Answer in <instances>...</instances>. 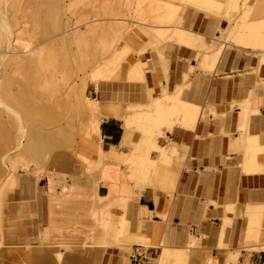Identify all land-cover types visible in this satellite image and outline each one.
<instances>
[{
    "label": "crops",
    "instance_id": "0c3cea01",
    "mask_svg": "<svg viewBox=\"0 0 264 264\" xmlns=\"http://www.w3.org/2000/svg\"><path fill=\"white\" fill-rule=\"evenodd\" d=\"M184 14L209 44L227 22L192 7ZM166 49L160 65L141 54L146 82L100 86V135L78 136L69 162L17 176L5 210L16 243L5 246L34 250L38 264H264V249L253 250L246 234L261 230L264 241V63L251 48L229 46L204 69L216 48L169 41ZM174 97L203 112L194 126L181 110L173 115L157 136L170 156L151 150L156 165L138 177L148 152L143 131H159L156 106Z\"/></svg>",
    "mask_w": 264,
    "mask_h": 264
},
{
    "label": "rangeland",
    "instance_id": "374dc122",
    "mask_svg": "<svg viewBox=\"0 0 264 264\" xmlns=\"http://www.w3.org/2000/svg\"><path fill=\"white\" fill-rule=\"evenodd\" d=\"M257 2L254 0L253 6ZM161 3L167 6H160ZM179 3L178 0H0V82L3 78L5 83L0 85V95L4 92L0 96V264L39 263L30 260L31 254L35 257L34 250L5 246L16 243L9 237L11 228L8 229L5 210L21 173L43 176L46 170L70 161L78 136L91 137L86 133L90 126L89 102L91 97L98 98L100 86L106 84L96 68L104 64L115 66L113 62L117 64L123 49L125 53L130 49V53L127 51L130 62L139 48L144 47L153 62L160 65L166 61V43L180 42L179 23L186 33L202 35L185 26L184 14L181 20L175 14L172 24L161 25L170 17L168 6H182L181 12L190 7ZM255 10L252 18L264 17V10ZM214 17L221 21L220 17ZM62 20L66 25H62L65 24ZM3 22L7 25L3 26ZM147 25L154 32L141 38L140 32ZM214 42L208 44L198 38L196 47H192L204 51L218 49L220 42ZM165 71L168 72L166 67ZM106 77L109 78L106 82L114 81L108 74ZM178 92H183L181 87L171 95ZM154 134L157 142L160 133ZM144 144L147 146L146 140ZM157 151L163 157V150ZM77 156L89 166L87 157L81 152ZM136 171L137 175L140 173L138 177L144 176L139 169Z\"/></svg>",
    "mask_w": 264,
    "mask_h": 264
},
{
    "label": "bare ground",
    "instance_id": "6f19581e",
    "mask_svg": "<svg viewBox=\"0 0 264 264\" xmlns=\"http://www.w3.org/2000/svg\"><path fill=\"white\" fill-rule=\"evenodd\" d=\"M178 1H180L181 3H179V4H181L183 6L186 5V4H190V7L195 8L196 10H201V11H203V12H205L207 14H210L212 16H218V17H220L221 20L223 18L227 19V25L224 26V27H221L220 25H218L217 34L214 37H212V42L211 43L214 44L215 43L214 41H216V42L219 41L220 42V47L218 49H216V51H214L212 54H206L204 56V59H203V62H202V66H203L204 69H212V68L214 69L217 66V63H218L219 58L221 57V54L229 46L230 47L231 46H240V47L251 48V50H253V52H257L258 57L260 56L261 62L264 63V17H262L261 14H260L261 17H258V16L254 17V18L251 17V14H253L252 11H254V8L258 12H261V11L258 10V6L256 4H254V6H253V4H249L250 0H242V1L241 0H178ZM163 5L161 3L160 6H163ZM165 5L167 6V4H165ZM168 7H170L169 11L171 10L170 11L171 14L169 15L170 17H167V19L164 20V21H167V22L166 23L163 22L161 25H170V24H172V21L175 18L174 17L175 14H177V15L179 14V20H181V14H184V12H181V11H183L182 6L174 5V6H168ZM63 22H65V24L62 23V25H66V21H63ZM5 25H7V24L4 23L3 26H5ZM6 32H7V30H6ZM153 32L154 31L152 30V27L147 25L146 26V30H143L142 32H140L141 34H143V35H140V37L141 36L144 37L145 34L152 35ZM4 36H5V34H4ZM177 36H178L180 42L188 43L187 45H191V46L194 45V43L198 40V38H200V40L202 42L204 40V36L203 35H201L200 37L199 36L196 37L194 34L186 33L185 27L184 26L181 27V23H179V30H178ZM205 43H207V42H205ZM8 44L10 45V43H8ZM9 45H8V47L10 48ZM141 46H143V45L141 44ZM144 49H146V48L145 47L144 48H139V51H138L137 57H136L138 59H137V61L135 63H130L129 60H128L129 57H130V54H129L130 53L129 52L130 49L129 50L127 49V51L129 53H127V51L125 53L126 49H123V50L120 51L119 60H118L117 64H115V62H113L114 63L113 65H115V66H110L111 64L110 65L109 64H104L101 67L98 66V68H96V70H99V74H101V77H103L105 79V83L106 84L108 83V82H106V80L109 79L108 77H106L107 74H108V76H111L110 79H113L114 81L125 79L127 81H139V82L143 83L147 79L146 73L144 75V72H143V68L144 67L146 68L145 71L147 72V63L145 61H142V59L140 58L141 54L147 53V51L145 52ZM61 55H62V53H61ZM56 57H55V59H56ZM61 59H62V57H61ZM86 64H87V62H86ZM106 66L107 67L109 66L108 70H106L107 69ZM103 74H105V75H103ZM0 75H2V74H0ZM142 76L145 78V80H143ZM0 77H2V76H0ZM87 78H89V76H87ZM87 78L85 79L86 80L85 82L88 81ZM1 80L3 81V78ZM2 81L0 82V85L3 84ZM110 82H112V81H110ZM4 90H6V89H4ZM175 97L172 100V103L169 102V104H171V105L160 104V105L156 106L157 108L155 110V122H154V124L156 123L160 127L159 131H158L160 134H163L161 132V130H162L161 128L163 126H168L169 128H171L175 124V122L171 120V117L173 115L176 116V113H178L179 110H181L184 113V117L186 119V124H187V122L191 123V126L193 125V123H195L198 120V118L201 116V114L203 112L202 111V107L194 105V104H191V103H189V102H187V101H185L183 99L175 98ZM165 100H167V98ZM165 100H163V102ZM160 102H161V100H160ZM89 104H90V127H89L90 129L88 131H86V133H89V135H92V136H99L100 135V123H101L102 120H101V111H100V107H99L98 98L91 97ZM245 107H247V106H245ZM245 109H244V111H245ZM247 109H249V108L247 107ZM247 109H246V112L248 111ZM239 120H241V119H239ZM144 132H145L146 145L148 146V150H147L148 152H147V155H143V157L141 158V163L143 165H141L142 168H140L139 170H140V172L142 171L144 173V176H145V174H146L145 169H148L147 166H150V165L152 166L153 164L156 165L155 161L152 160L150 158V156H149V152H151V150H163V152H164L163 157L164 158H168L170 156V153L168 151L162 149L157 144V142L155 140V134H154L155 132L154 131H150V130H145L144 129ZM254 151H256V150H254ZM258 151L259 150H257V152ZM102 158H103V156H101L100 159H102ZM128 158H130V157L126 158L127 159L126 162L131 163L133 160L131 158L130 159H128ZM246 163H248V162H246ZM254 165H256V164H254ZM257 165H259V164L257 163ZM159 166L160 165H158L157 167L159 168ZM250 167H252V166H250ZM248 168H249V166H248ZM0 169H1V167H0ZM139 174H138V176H139ZM125 176L128 177L126 174H124V177ZM167 180H168V178H167ZM165 183H166V181H165ZM256 216H254V217L256 218ZM254 223L256 224V222H254ZM258 226H259V224H258ZM255 227H257V224H256ZM246 231H248V230H246ZM260 233H261V230H255V228L252 229V230L250 229L248 231V233L246 232V234L249 235V240L251 241V243L252 242L254 243V246L252 245L253 246V250L254 249L255 250L264 249V241H262V239L260 238ZM243 240H245V238ZM245 242H246V240H245ZM247 243L249 244V242H247ZM247 243H246V245H247ZM242 246H245V245L242 244Z\"/></svg>",
    "mask_w": 264,
    "mask_h": 264
},
{
    "label": "built area",
    "instance_id": "2783aa9c",
    "mask_svg": "<svg viewBox=\"0 0 264 264\" xmlns=\"http://www.w3.org/2000/svg\"><path fill=\"white\" fill-rule=\"evenodd\" d=\"M142 253H143V251H141V250L138 251V254H139V255H143ZM145 258L148 259L147 256H146Z\"/></svg>",
    "mask_w": 264,
    "mask_h": 264
}]
</instances>
